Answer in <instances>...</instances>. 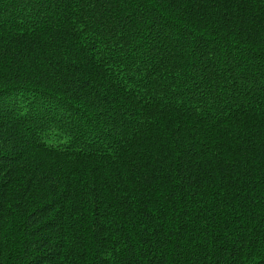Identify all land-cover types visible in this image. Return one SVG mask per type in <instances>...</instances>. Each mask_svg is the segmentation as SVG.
Masks as SVG:
<instances>
[{
	"label": "trees",
	"instance_id": "1",
	"mask_svg": "<svg viewBox=\"0 0 264 264\" xmlns=\"http://www.w3.org/2000/svg\"><path fill=\"white\" fill-rule=\"evenodd\" d=\"M0 264H264V0H0Z\"/></svg>",
	"mask_w": 264,
	"mask_h": 264
}]
</instances>
